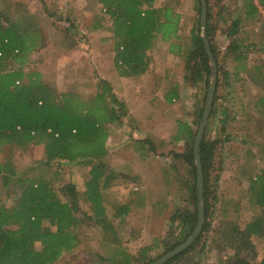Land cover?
Segmentation results:
<instances>
[{
  "label": "rangeland",
  "instance_id": "1",
  "mask_svg": "<svg viewBox=\"0 0 264 264\" xmlns=\"http://www.w3.org/2000/svg\"><path fill=\"white\" fill-rule=\"evenodd\" d=\"M164 2L171 4L181 14V41L186 43L199 17L198 0H157L156 5ZM254 2L259 5L260 15L244 18L245 0H211L213 42L218 53L219 69L217 65L216 112L209 116L206 138L216 143L213 158L215 170L210 179L219 201L215 202L212 229L204 238V250H200L202 245L197 247L185 257L184 264H231L230 256L236 253V249L231 246L232 239H228L232 234L231 223L234 221L244 227L259 213L258 207L250 203V181L242 174V167L247 164L251 169L244 172L249 174L250 170L251 173L256 172L253 167L256 163L259 170L264 168V161L260 162L264 158V111L256 106L257 99L264 95V74L260 80L263 84L254 82L252 78L256 76L252 74L255 72L253 65L263 66L264 71V6L258 0ZM0 13L18 21L23 19L26 25L31 22L38 30L37 45L21 67L26 72H40L41 80L57 93H77L89 105L97 93V77L119 75L114 64L112 23L111 20H106L109 16L98 0H0ZM96 17L106 18L95 27ZM238 17L242 18V22L237 34L231 37L227 33L232 21ZM233 40L244 41L249 45L247 68H243L241 64L244 61L239 63L231 50ZM154 49L156 53L153 54ZM154 49L149 51V56L154 57V70L159 69L162 86L171 90L173 83L178 80H182L183 85L180 98L170 104L163 102V112L167 111L165 122L160 120L150 124L154 131L149 132L148 137L153 140L155 148L152 149L146 143L144 147L147 152L140 153L136 148L137 153L134 154L133 141L129 142V146L124 145L134 138L125 136L124 133L117 137V129L120 132L128 131L133 122L128 113L122 117V124L107 125L108 152L103 160L109 168H128L134 175L139 171L142 176L127 181L124 178L117 179L118 182L115 181L111 188L104 191V195L109 199H121L114 200L115 207L120 201L129 200L130 197L127 196L130 195L134 198V201L130 200L132 209L122 220L113 215L115 207L108 205V219L116 227L114 233L108 224L95 220L90 204L81 198L78 213L82 218L78 227L79 243L73 251L63 253L53 264H113L110 263V258L118 260L123 259L122 255L138 256L141 249L156 243L158 244L149 255L158 258L165 250L164 242L173 243L180 232V228L176 227L178 221H171L173 213L178 209L193 208L186 188L191 175L188 165L172 152L184 151V139L177 138L178 119L192 123L200 115L201 108L204 106L205 109L207 103V98L205 105L203 102L206 86L184 80L185 59L179 55H171L169 42L158 38ZM14 65L19 67L13 63L8 68ZM225 72H228V78L223 76ZM109 93L121 99L114 88L111 87ZM154 93L152 86L150 94ZM107 99L113 102L110 95ZM125 108L128 112V107ZM155 108L159 110V107ZM223 108L229 111L226 122L221 113ZM203 113L199 123L193 125L196 131ZM251 148L257 157L249 161L246 156H249L248 150ZM45 157L41 144H30L26 150L12 147L9 143L0 148V159L10 158L21 175L34 176L45 172V177L52 180L55 177L53 172L62 168L63 174L53 179L56 188L60 189L65 184L74 182L80 192L85 190V182L90 176L89 167L73 163L45 165ZM260 186L261 182L256 188ZM132 189L138 190V193L133 195ZM17 193L13 186L5 189L0 184V196L6 205L15 203ZM237 201H240L238 211L235 207ZM263 255L264 241L252 236L244 256L251 259L252 264H259ZM132 264L141 263L135 261Z\"/></svg>",
  "mask_w": 264,
  "mask_h": 264
},
{
  "label": "trees",
  "instance_id": "2",
  "mask_svg": "<svg viewBox=\"0 0 264 264\" xmlns=\"http://www.w3.org/2000/svg\"><path fill=\"white\" fill-rule=\"evenodd\" d=\"M98 1L102 3L109 19L96 17L95 27L104 18L107 21L111 20L115 51L114 64L120 75L133 76L143 73L151 62L149 51L154 48L156 39L161 38L169 42V51L172 54L184 57V80L205 84L203 99L205 105L210 86L211 65L202 35L200 0L197 7L199 17L186 43L181 41L182 16L168 2L156 5L157 0ZM258 1L264 6V0ZM207 2V38L219 69L218 53L213 42L211 0ZM244 12V18H255L260 15L259 5L254 0H245ZM241 22V17L232 21L227 34L234 37ZM27 24L23 19L18 21L0 13V148L9 143L12 147L26 150L30 144H41L46 155L43 161L45 165L73 163L80 167H89L90 176L85 182L83 192L78 190L74 182L67 183L58 189L53 179L63 174L62 168L53 172L55 177L51 180L45 177V172L34 174V176L21 175L10 158L0 159L2 188L8 189L13 186L18 192L13 205H6L3 197L0 196V264H53L63 253L73 251L79 243L78 227L82 218L78 213L81 208L79 205L81 198L90 204L95 220L104 225L108 224L110 230L116 233L114 229L116 227L112 224V220L108 219V205L114 208V201H111L114 199L107 198L104 191L112 187L119 175L117 170L108 167L103 157L108 152L107 125L123 123L122 117L127 114L126 105L115 94L109 93L112 84L106 77H97V93L88 105L77 93H57L53 87L41 80L40 72L24 71L21 66L28 60L30 51L36 47L38 41V30L31 22ZM231 50L236 54L239 63L244 61L241 64L243 68H247L249 45L244 41L233 40ZM13 63L19 67L16 68L14 65L9 69L8 67ZM253 68L255 72L252 74L256 76H250L254 82L263 84L260 81L264 74L263 66L257 64L253 65ZM223 76L228 78V72H225ZM216 92L211 115L216 112ZM168 94L171 97L180 98V86L177 81L173 83ZM108 95L113 102H109ZM256 106L264 111V95L257 99ZM203 111L204 106L201 108L200 115L192 123L178 119L177 138L184 139L185 149L172 154L188 165L191 175L186 188L193 208L186 207L184 210L178 209L173 213L171 221L173 223L178 221L176 227L180 228V232L173 243L164 242L165 250L161 255L183 243L197 226L198 170L194 152V138L197 131L193 125L199 123ZM228 112L226 108H223L221 112L225 116L223 119L225 122L229 118ZM206 132L207 127L199 149L204 174L206 221L195 241L164 264H184L185 257L197 247L202 245L200 250L203 251L204 238L212 229L211 219L215 204L219 201L210 179L215 170L213 158L216 143L207 140ZM138 142L144 146L149 143L152 149L155 148L151 138ZM253 150V148L248 150L249 156H246V159L249 161L257 157ZM257 165L258 163L253 166L256 172L251 173L252 170H250V174L244 172L251 169L250 166L244 165L242 174L250 181V203L258 207L259 213L244 227L234 221L231 223L232 234L228 236V239H232L231 246L236 249V253L230 256L231 264H252L251 259L244 256V251L249 246V239L257 236L264 241V168L259 170ZM259 182L261 186L257 189L256 185ZM132 190L133 195L138 193V190ZM117 206L113 215L124 220L130 210L129 202L123 200ZM235 207L238 211L240 201L235 203ZM156 245L144 247L138 256L122 255L123 259L118 260L115 257L110 258V263L132 264L136 261L149 264L157 259L149 255ZM259 264H264V255Z\"/></svg>",
  "mask_w": 264,
  "mask_h": 264
},
{
  "label": "crops",
  "instance_id": "3",
  "mask_svg": "<svg viewBox=\"0 0 264 264\" xmlns=\"http://www.w3.org/2000/svg\"><path fill=\"white\" fill-rule=\"evenodd\" d=\"M104 9V7H103ZM105 10V9H104ZM154 49V48H153ZM156 53L155 49L153 50V54ZM150 55V54H149ZM171 55H173L171 53ZM152 58V59H151ZM151 62L149 64V67L141 74L133 75V76H123L115 74L113 77H107L106 78L112 83V88H114V91H116L121 97L122 102L125 103L126 107H128V115L131 119H133L132 124L130 125V128L128 131L120 132V129H117V137H120L119 135L125 134V136H132L134 139H130L127 141L124 145H128L131 143V141L134 142L135 149H133V153L136 154V148L137 151L140 153L147 152L145 150L144 145H142L139 140H143L145 138H149L150 136L149 132L152 133L154 131V128H152L150 125L155 124L159 122L160 120L164 121L167 119V114L163 112V102L171 103V101L177 100L175 97H171L164 85L162 86L161 83V74L159 72V69L154 70V57H151ZM118 72V71H117ZM119 73V72H118ZM178 86H180V89L183 88L182 86V80H178ZM152 86H154V94H150L152 90ZM162 106V108H160ZM155 107H159L155 108ZM165 122V121H164ZM119 125L117 126V128ZM116 134V133H115ZM151 138V137H150ZM130 142V143H129ZM132 146V145H131ZM256 150V149H255ZM258 152V151H257ZM264 158L260 160V162H263ZM128 168H119L117 169L118 178L121 179L124 178L127 180L134 179V177L138 176L141 177L142 173L139 171L135 173V175L132 173V170ZM116 170V169H115ZM125 172V174L123 173ZM125 175V176H123ZM138 178H136L137 180ZM118 182V180H116ZM129 198V196H127ZM114 200H118V198H112ZM114 200H111L112 202ZM121 200V199H119ZM118 200V201H119ZM131 201H134V198L130 196L129 200V206L130 210L132 209ZM118 207V206H117ZM129 210V212H130ZM128 212V213H129Z\"/></svg>",
  "mask_w": 264,
  "mask_h": 264
},
{
  "label": "water",
  "instance_id": "4",
  "mask_svg": "<svg viewBox=\"0 0 264 264\" xmlns=\"http://www.w3.org/2000/svg\"><path fill=\"white\" fill-rule=\"evenodd\" d=\"M200 1H201V28H202V35L205 42L206 50L210 59L211 83L207 95V103L204 109L203 117L194 138V152H195L196 164L198 170V181H197L198 199H199L198 222L194 232L183 243L175 247L173 250L161 255L160 257L150 262L149 264H164L171 258L175 257L177 254L181 253L186 248H188L195 241L198 235L202 232L204 223L206 221L205 199H204V174H203L199 149H200L201 140L203 139L205 133L209 116L213 108V102L217 88V83H216L217 62L214 57L210 42L207 38V32H206L207 20H208V2L207 0H200Z\"/></svg>",
  "mask_w": 264,
  "mask_h": 264
},
{
  "label": "built area",
  "instance_id": "5",
  "mask_svg": "<svg viewBox=\"0 0 264 264\" xmlns=\"http://www.w3.org/2000/svg\"><path fill=\"white\" fill-rule=\"evenodd\" d=\"M19 82V81H18Z\"/></svg>",
  "mask_w": 264,
  "mask_h": 264
}]
</instances>
